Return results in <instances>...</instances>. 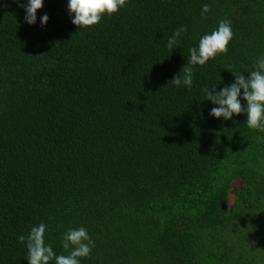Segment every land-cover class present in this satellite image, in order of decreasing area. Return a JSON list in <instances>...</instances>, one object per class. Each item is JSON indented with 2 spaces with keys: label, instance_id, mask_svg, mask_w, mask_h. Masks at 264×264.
<instances>
[{
  "label": "trees",
  "instance_id": "1",
  "mask_svg": "<svg viewBox=\"0 0 264 264\" xmlns=\"http://www.w3.org/2000/svg\"><path fill=\"white\" fill-rule=\"evenodd\" d=\"M67 6L43 0L29 24L0 0V264H29L18 237L41 222L57 255L87 229L81 264H264V132L209 115L202 91L264 55V0H127L80 29ZM221 20L227 53L174 86Z\"/></svg>",
  "mask_w": 264,
  "mask_h": 264
},
{
  "label": "clouds",
  "instance_id": "2",
  "mask_svg": "<svg viewBox=\"0 0 264 264\" xmlns=\"http://www.w3.org/2000/svg\"><path fill=\"white\" fill-rule=\"evenodd\" d=\"M15 2L25 8V21L34 24L37 19V10L42 8L43 0H27V4L22 3L21 0H15ZM126 6L127 0H68L67 10L70 16L74 14L71 22L80 29L94 26L103 16L107 15L110 18L120 8ZM210 10L211 5L203 4L201 18L205 19L206 13ZM48 19L49 17L45 14L41 18V24H46ZM186 32L187 28L180 26L168 38L166 47L172 52L177 47L181 34ZM233 35L231 22L229 20L219 21L218 28L200 38L198 47L189 49L188 62L182 68L184 75L180 76L179 72L169 82L177 88L181 85L191 88L194 66H204L217 55L226 54ZM245 71L249 73L247 78L242 72L236 74L231 71L235 80L219 91H216V86L211 89L205 86L202 89L205 99L218 105L211 109L209 115L228 120L232 119L234 114L239 115L245 112L247 127L264 132V55L255 61L252 70ZM241 89H243V99L247 102L246 106L241 104ZM46 229L47 225L41 222L38 226L31 227L27 236L18 237V241L24 243L27 248L26 259L29 264H50L52 261L55 264H81V258L89 256L91 249L95 246L86 228L83 226L70 228L62 234V247L68 254L57 255L50 244H45Z\"/></svg>",
  "mask_w": 264,
  "mask_h": 264
},
{
  "label": "rangeland",
  "instance_id": "3",
  "mask_svg": "<svg viewBox=\"0 0 264 264\" xmlns=\"http://www.w3.org/2000/svg\"><path fill=\"white\" fill-rule=\"evenodd\" d=\"M235 184H238V181H235Z\"/></svg>",
  "mask_w": 264,
  "mask_h": 264
}]
</instances>
